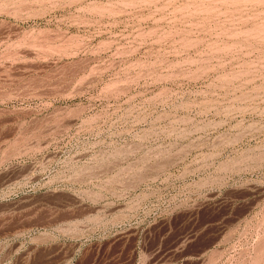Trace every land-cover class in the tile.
I'll list each match as a JSON object with an SVG mask.
<instances>
[{
    "label": "rangeland",
    "instance_id": "1",
    "mask_svg": "<svg viewBox=\"0 0 264 264\" xmlns=\"http://www.w3.org/2000/svg\"><path fill=\"white\" fill-rule=\"evenodd\" d=\"M0 264H264V0H0Z\"/></svg>",
    "mask_w": 264,
    "mask_h": 264
}]
</instances>
